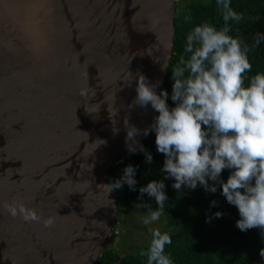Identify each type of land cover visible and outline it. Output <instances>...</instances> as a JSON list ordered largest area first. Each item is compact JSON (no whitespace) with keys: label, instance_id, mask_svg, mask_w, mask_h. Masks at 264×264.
<instances>
[{"label":"water","instance_id":"95a60500","mask_svg":"<svg viewBox=\"0 0 264 264\" xmlns=\"http://www.w3.org/2000/svg\"><path fill=\"white\" fill-rule=\"evenodd\" d=\"M175 1L0 0V264H96L117 217L105 174L150 131L136 81L158 94Z\"/></svg>","mask_w":264,"mask_h":264},{"label":"clouds","instance_id":"9594fccd","mask_svg":"<svg viewBox=\"0 0 264 264\" xmlns=\"http://www.w3.org/2000/svg\"><path fill=\"white\" fill-rule=\"evenodd\" d=\"M216 3L223 9L224 26L219 30L208 23L196 26L186 38L184 52L190 55L187 59L182 56L172 69L171 99L176 106L170 109L168 92L161 90L157 94V85L143 75L136 81L135 103L141 107L151 104L159 114L152 129L157 150L166 157L165 178L175 180L172 187L177 191L182 186L195 189L199 183L207 192L215 193L217 189L208 185V179L217 181L224 169H233L227 182L220 184L227 202L238 209L236 227L241 232L259 228L264 233V74H256L250 86H244L245 73L252 69L248 53L259 46L264 35L257 33L250 46L242 43L239 36L233 38L228 34V22H239L243 15L232 9L231 0ZM87 94L88 89L80 92L81 96ZM138 133L134 126L129 128L127 139L134 140ZM144 134H148L147 130ZM140 150L144 151L143 146ZM129 151L135 149L129 147ZM145 155L146 162L151 163V154ZM135 174L136 168L128 165L123 176L111 184L110 191L124 184L135 191ZM164 189V182L155 180L139 189L141 197L146 193L157 205L155 211L149 204L137 205L149 209L143 223L157 221L164 212L168 199ZM4 207L12 217L19 215L25 222L41 219L36 210L22 203ZM222 215L216 212L215 218ZM53 223V217L44 220L45 227ZM115 224L116 220L113 227ZM152 237L147 253H141L147 255V264H172L165 254V246L172 243L170 235L155 229ZM259 254L264 258V248Z\"/></svg>","mask_w":264,"mask_h":264},{"label":"trees","instance_id":"16d2710c","mask_svg":"<svg viewBox=\"0 0 264 264\" xmlns=\"http://www.w3.org/2000/svg\"><path fill=\"white\" fill-rule=\"evenodd\" d=\"M231 7L238 14H242L243 19L239 22L229 21L231 31L228 34L233 38L241 37L242 43L250 46L257 33L264 35V0H231ZM204 23L218 30L224 26L223 9L217 6L216 0L175 1L172 48L168 67L158 91V94L161 90L168 92L166 102L170 109L176 106L171 99L174 83L172 69L182 56L187 59L190 55L184 52L187 35L196 26ZM248 57L252 69L245 73V87L250 86V79L256 74H264V40L254 51L248 53ZM158 115L155 111V117ZM155 117L151 121L149 133L135 148V152H131L106 171L105 180L112 184L123 176L128 165L136 168V190H130L127 184L115 189L117 213L129 210L149 212L146 207H137L138 204H149L151 210L155 211L157 205L154 198L146 193L141 197L139 189L146 187L153 180L163 181L168 199L160 216L164 223L160 231L162 234L167 232L172 239V243L165 246V254L169 256L172 264H264V258L259 254L264 248V233L259 228L241 232L236 227V222L240 219L238 209L230 205L222 195L220 182L226 183L233 169H224L217 181L208 179V185L216 187L215 193L207 192L199 183L195 189L182 186L177 191L172 187L175 180L166 179L167 174L163 172L166 157L158 152L155 143L156 134L152 129ZM202 127L207 130V126ZM141 146L144 151L140 150ZM145 153L151 154V163L146 162ZM213 201L216 202L214 206ZM216 212L223 215L215 218ZM117 224L116 219L115 230ZM152 238L151 232L146 242L135 252L123 255L105 245L96 264H147V255L141 253H147Z\"/></svg>","mask_w":264,"mask_h":264},{"label":"rangeland","instance_id":"374dc122","mask_svg":"<svg viewBox=\"0 0 264 264\" xmlns=\"http://www.w3.org/2000/svg\"><path fill=\"white\" fill-rule=\"evenodd\" d=\"M148 214L149 212L131 210L117 213L116 233L110 235L106 245L119 255L135 252L146 242L152 230H161L164 227L161 218L149 224L143 223V220L148 218Z\"/></svg>","mask_w":264,"mask_h":264},{"label":"built area","instance_id":"2783aa9c","mask_svg":"<svg viewBox=\"0 0 264 264\" xmlns=\"http://www.w3.org/2000/svg\"><path fill=\"white\" fill-rule=\"evenodd\" d=\"M115 233H116V230H115V227H113L111 230V234H115Z\"/></svg>","mask_w":264,"mask_h":264}]
</instances>
